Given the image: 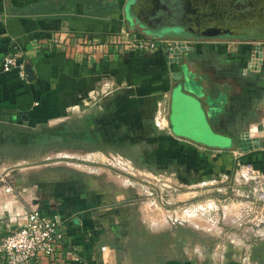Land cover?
I'll return each mask as SVG.
<instances>
[{"label":"crops","instance_id":"0c3cea01","mask_svg":"<svg viewBox=\"0 0 264 264\" xmlns=\"http://www.w3.org/2000/svg\"><path fill=\"white\" fill-rule=\"evenodd\" d=\"M132 2L0 0V61L19 50L35 75L0 72V237L23 226L31 209L57 216L81 258L50 264H128L100 231L99 172H82L61 157L147 141L180 176L227 177L238 157L264 171V61L252 68L254 46L189 36L194 42L180 63L163 50L131 52L127 34L180 38L142 36L128 21ZM183 66L196 93L185 86ZM202 132L221 143H197ZM261 255L256 251L255 264H264Z\"/></svg>","mask_w":264,"mask_h":264},{"label":"rangeland","instance_id":"374dc122","mask_svg":"<svg viewBox=\"0 0 264 264\" xmlns=\"http://www.w3.org/2000/svg\"><path fill=\"white\" fill-rule=\"evenodd\" d=\"M207 134L212 135L199 134L197 143L209 148L221 143ZM134 143L120 142L124 150L105 145L87 155L59 158L79 165L82 172H99L104 221L100 231L118 260L255 264L256 251L264 256V228L254 227L264 218L256 209L244 212L240 206L243 199L232 189L236 166L227 177L180 176L175 165L162 162L154 142Z\"/></svg>","mask_w":264,"mask_h":264},{"label":"built area","instance_id":"2783aa9c","mask_svg":"<svg viewBox=\"0 0 264 264\" xmlns=\"http://www.w3.org/2000/svg\"><path fill=\"white\" fill-rule=\"evenodd\" d=\"M126 38L129 51L150 54L163 50L168 58L177 59L175 50H183L194 42L190 38H142L136 34ZM254 46L252 68L264 61V41L243 40ZM21 51L12 50L0 61L2 74H17L26 80ZM233 191L243 199L240 206L249 209L264 208V171L253 162L238 157L232 181ZM9 190V189H8ZM261 210V209H260ZM262 211V210H261ZM264 211V210H263ZM67 226L57 216H46L37 209H31L23 226L0 237V264H42L71 258L80 261L74 243L69 239ZM107 249L102 247V251Z\"/></svg>","mask_w":264,"mask_h":264},{"label":"flooded vegetation","instance_id":"af4514ba","mask_svg":"<svg viewBox=\"0 0 264 264\" xmlns=\"http://www.w3.org/2000/svg\"><path fill=\"white\" fill-rule=\"evenodd\" d=\"M134 1L127 8L128 21L144 37H192L191 31L209 26L231 38L264 40V0H172L174 5L156 15V4L143 11L140 4L149 0Z\"/></svg>","mask_w":264,"mask_h":264},{"label":"water","instance_id":"95a60500","mask_svg":"<svg viewBox=\"0 0 264 264\" xmlns=\"http://www.w3.org/2000/svg\"><path fill=\"white\" fill-rule=\"evenodd\" d=\"M153 3L157 5V7L152 8L154 10L153 15H156L160 11H166L170 8V5H174L172 0H149L148 2L141 3L140 5H142V10L144 11L147 9V7L149 8L151 5L153 6ZM152 9H150L148 11H152ZM172 9H173V6H172ZM200 28H202V26H200ZM202 29L204 30L202 32L191 31L190 34L192 35V38H206V39H208V38H218V37H230V38L233 37L232 34H228V35L224 34L221 31L213 30V28L209 27V26H205ZM179 37L180 38H190L187 36H179ZM183 53H184V50H179V49L175 50V54H177L176 62L180 63L183 61ZM181 69H182V74L184 75L186 88L189 90L194 88V92L196 93L198 91L197 90L198 86L195 85L194 80L191 79L188 69L185 66H183ZM24 71H25L26 75L28 76L29 80H31L33 77H35L31 64L24 65ZM248 144H249V147H252L250 142H248Z\"/></svg>","mask_w":264,"mask_h":264}]
</instances>
